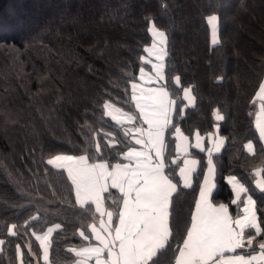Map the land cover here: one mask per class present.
<instances>
[{"label": "trees", "instance_id": "obj_1", "mask_svg": "<svg viewBox=\"0 0 264 264\" xmlns=\"http://www.w3.org/2000/svg\"><path fill=\"white\" fill-rule=\"evenodd\" d=\"M210 15L218 17L216 43ZM153 24L167 37L161 85L174 107L164 161L178 183L172 237L154 259L157 264L175 261L208 168L213 133L224 143L212 154L211 200L236 215L226 180L236 175L257 200L264 228V195L251 176L253 169L264 167V140L255 125L256 93L264 80V0H0V264H20L21 259L47 264L36 235L56 224L61 229L49 237L50 264L75 262L69 249L90 242L93 205H78L65 170L47 160L68 154L88 156L90 162L125 161L121 153L135 146L125 129L135 125L118 123L104 105L130 113L140 124L131 84L139 80L141 68L152 72L141 57L151 44ZM186 88L191 105L184 99ZM217 110L223 120L215 119ZM173 125L188 136L189 156L198 162L190 187L181 181L182 161L173 162L178 156ZM197 132L205 136L204 151L192 145ZM249 141L255 154L245 147ZM104 200L114 209L121 196L109 189ZM256 239L264 241V234Z\"/></svg>", "mask_w": 264, "mask_h": 264}, {"label": "snow or ice", "instance_id": "obj_2", "mask_svg": "<svg viewBox=\"0 0 264 264\" xmlns=\"http://www.w3.org/2000/svg\"><path fill=\"white\" fill-rule=\"evenodd\" d=\"M217 20L216 15H210L207 18L212 29L213 43H216ZM149 31L156 40L152 47L146 48L145 51L149 55L155 54L157 61H161V63L153 64V68L156 79L163 80L162 61L167 55L165 51L167 37L164 31L155 27V24ZM140 73V78L143 80L145 77L143 68L140 69ZM175 80L177 84L180 83L179 76ZM131 89V99L135 102L139 116L147 128L125 129V136H131L134 144L140 146L139 148L128 146L127 151L121 153L123 160L127 163L110 164L106 160L90 162V157L85 155H54L47 160L48 165L67 169L68 177L75 187L77 203L82 206L94 204L95 213L100 217L99 227L96 223L88 225L98 244L90 243L80 249H69L79 257L76 264H90L92 260L95 264H157L154 258L169 244L172 237L171 209L173 194L177 192L178 183L174 182L165 170L164 151L165 131L169 125H172L169 108L174 102L168 99L169 94L164 87L149 90L147 95L144 88L135 82L131 84ZM137 90L140 95H137ZM189 92L190 89H184L185 99L192 100L193 97L189 95ZM256 95L264 99V80L259 81ZM104 107L106 115L112 116L118 123L127 121L128 124H132L136 120L135 116L120 109H116L118 114H114L110 110L112 106L107 103ZM215 119L217 121L224 119L218 110L215 113ZM173 127H175L174 135L179 141L177 149L188 153V137L184 136L179 127L175 125ZM257 128L260 139L264 140V124H257ZM211 138L213 147L207 149V153L209 171L214 174L215 163L212 154L220 150L224 140L215 139L214 133ZM195 147L204 151L203 137L199 132L196 133ZM245 147L250 153L255 154L252 141H249ZM97 151H99V145H97ZM184 163L185 166L180 169L179 174L183 186L190 187L192 173L198 162H194L192 167H187L188 159L186 158ZM251 176L255 188L264 195V167L253 169ZM227 182L235 195L231 203L242 202L243 214L233 218L229 214L228 206L213 204L208 193L201 192L195 202V211L191 214V226L187 229L186 238L183 239L182 246L177 248L175 264H264V241L258 244L257 252L254 248L256 236L245 238V230L248 228L254 229L257 236L264 234V228L261 227L258 217L260 209L257 206V200L236 175L228 177ZM109 189L119 191L122 206L119 223L114 233L117 239L105 244L106 238L101 228H106L109 234L113 235L112 212L105 207L103 199ZM54 229H61V225L56 224L48 228L43 235L33 233L40 241L43 259L46 262L49 258L47 241ZM9 231L12 235H16L11 229ZM79 235L88 240L83 230L79 232ZM2 243L3 241H0V244ZM113 247L117 249L114 254ZM245 248L252 251L248 254H236L238 249ZM28 251H32L30 245ZM17 252L23 255L19 245H17ZM20 264H24L22 259Z\"/></svg>", "mask_w": 264, "mask_h": 264}, {"label": "rangeland", "instance_id": "obj_3", "mask_svg": "<svg viewBox=\"0 0 264 264\" xmlns=\"http://www.w3.org/2000/svg\"><path fill=\"white\" fill-rule=\"evenodd\" d=\"M210 26V25H209ZM210 29H211V26H210ZM155 40H156V38L155 37H153L152 38V41H151V44L150 45H148L146 48H151L152 47V45H153V43L155 42ZM211 41H212V43H213V37H212V29H211ZM216 41H218V36H217V31H216ZM145 48V49H146ZM165 51H166V46H165ZM143 57H145V59H144V61H146L147 63H149L152 67H151V71L152 72H148L147 70H144V73H145V77H144V79L143 80H141V78L139 77V80L138 81H136L135 83H137L138 85H140V86H142L143 88H144V90H145V95H147L148 94V91L149 90H155V89H158V88H160V87H164L163 85H161V81L162 80H157L156 79V74H155V69L153 68V64H156V63H161V61H157V59H156V55L155 54H153V55H149L148 54V52H146L145 51V55L143 56ZM164 58H165V56H164ZM162 63H164V59H163V61H162ZM141 74V73H140ZM163 74V73H162ZM151 77V80L149 81V78ZM137 95H140V92H139V90H137ZM168 99H170L171 101H173L174 102V100L168 95ZM258 101H259V112L257 113V116H256V118H255V123H256V126H257V124H264V99H261L260 97H258ZM258 101L256 102L257 103V105H258ZM147 102V101H146ZM110 105V104H109ZM256 105V104H255ZM112 106V105H111ZM136 107V106H135ZM173 107H174V104L173 105H171L170 106V108H169V117H170V119H171V116H172V113H173ZM117 108L116 107H114V106H112V108L110 109V110H116ZM137 109V108H136ZM137 111L139 112V110L137 109ZM118 114V113H117ZM138 118H139V120H140V124L139 125H137L136 123H134V121H133V123H132V125L134 126L135 125V127H144V128H147V125L146 124H143V122H142V119L140 118V116H138ZM127 121H125L124 122V124H128V123H126ZM142 123V124H141ZM258 129V128H257ZM175 133V129H174V132H173V134ZM135 147H137V148H139L140 146H138V145H135ZM179 151V150H178ZM180 153H184V152H182V151H179ZM60 155H68V154H60ZM182 155V154H181ZM181 155H179V156H176V157H173V162L174 161H176V160H181L182 162H183V156H181ZM74 156V155H73ZM52 158V157H51ZM50 159V158H49ZM52 166H54V167H56L55 165H52ZM65 170V172H66V174H67V169H64ZM67 176H68V174H67ZM69 178V177H68ZM70 180V179H69ZM71 181V180H70ZM215 183V182H214ZM71 184H72V182H71ZM212 184V183H211ZM230 185V184H229ZM72 187H73V190H74V194H75V187H74V185L72 184ZM230 187H231V185H230ZM215 189V188H214ZM232 189V188H231ZM232 193H233V191H232ZM75 198H76V196H75ZM235 198V195H234V193H233V197H232V200ZM242 199H243V197H242ZM79 205V204H78ZM221 205H223V204H221ZM236 205H237V214L236 215H234V216H232L230 213V215L233 217V218H236L238 215H242L243 213H242V209H243V203L242 202H237L236 203ZM225 206V205H224ZM48 230V229H47ZM47 230L44 232V233H46L47 232ZM44 233H42V234H38V235H43ZM248 236H257L256 235V233H255V230L254 229H252V228H248V229H246L245 230V238L247 239L248 238ZM50 237V236H49ZM262 240H259V239H255L254 240V248H255V250L258 252V244L261 242ZM40 242V241H39ZM90 243H92L91 241L87 244V245H89ZM48 244H49V239H48V241H47V246H48ZM80 248H83V246L82 247H79L78 249H80ZM77 249V248H76ZM43 250V249H42ZM250 251H252L251 249H248V248H245V249H243V250H237V252H236V254H248ZM42 256H43V251H42ZM77 257V256H76ZM43 258V257H42ZM78 258V257H77ZM73 263H75V262H73ZM47 264H50L49 263V261H47ZM72 264V263H71ZM90 264H95V261L93 260V261H91L90 262Z\"/></svg>", "mask_w": 264, "mask_h": 264}, {"label": "crops", "instance_id": "obj_4", "mask_svg": "<svg viewBox=\"0 0 264 264\" xmlns=\"http://www.w3.org/2000/svg\"><path fill=\"white\" fill-rule=\"evenodd\" d=\"M189 95H190V92H189ZM191 96V95H190ZM192 97V96H191ZM184 99H185V93H184ZM186 100V103H187V105H191L192 104V102H193V99L192 100H188V99H185ZM113 112H114V114H117L116 113V111H114V110H112ZM112 117V116H111ZM127 123V122H126ZM142 124V123H141ZM255 125H256V123H255ZM139 127V126H138ZM257 127V126H256ZM182 132V131H181ZM183 133V132H182ZM184 134V133H183ZM175 136V135H174ZM184 136H186V137H188L187 135H185L184 134ZM203 137V147H205V136H202ZM210 138H211V136L209 137V139H208V141H209V146H208V148H212L213 147V142H212V138H211V142H210ZM216 139V138H215ZM179 143V141L177 140V138H176V136H175V150H176V154L179 156V155H181V156H183V162H182V165H181V168L182 167H184L185 166V159L187 158L188 159V165H187V167H192L193 166V163L194 162H197V160L195 159V158H193V157H191V156H189V152H190V147H191V143H190V139L188 138V140H187V146H188V153H180L179 151H178V149H177V144ZM195 143H196V134L194 135V137H193V140H192V145L195 147ZM196 148V147H195ZM197 149H199V148H197ZM201 150V149H200ZM97 162V161H96ZM121 163H127V161H123V162H121ZM115 164V163H114ZM196 167H197V163H196V165H195V169H196ZM180 168V169H181ZM231 175H229V176H227V178L228 177H230ZM213 177H214V174L213 173H211L210 171H209V164H208V168L206 169V171H205V175H204V179H203V181H202V183H201V185H200V187H199V190H198V192H197V197H196V200H195V202H197V200H198V198H199V194L201 193V192H207L208 193V195H209V197H210V199H211V196H212V192L214 191V188H215V183H214V179H213ZM227 178H226V180H227ZM212 183V184H211ZM116 190V192L118 193V194H120L119 193V191L117 190V189H115ZM120 196H121V194H120ZM104 199V198H103ZM211 202L213 203V204H215V205H221V204H216V203H214L212 200H211ZM80 205V204H79ZM93 205V207H94V210H95V205L94 204H92ZM104 205H105V207L108 209V210H110L111 212H112V218H111V220H112V228H111V232L113 233V235H111V234H109V231L106 229V228H101V231L103 232V235H104V237L106 238L105 239V241H104V243L105 244H108V243H111L112 241H115L116 239H117V237L114 235V233L116 232V226H118V223H119V219H120V207L122 206V197H121V201H120V204H119V206L116 208H114V209H112V208H108V206L105 204V200H104ZM195 211V204H194V207H193V211H192V213ZM105 219H106V217H105ZM99 220H100V217H99V215L96 213V217H95V219L91 222V224H93V223H96L97 224V227H99ZM90 224V225H91ZM190 226H191V221H190ZM190 226H189V228H190ZM89 232H90V238H91V244H93V245H95V244H98V241H96L95 240V237H94V235L91 233V230H90V228H89ZM185 238H186V236H185ZM86 246H88V245H85V246H83V247H86ZM180 246H182V244L180 245ZM117 247H118V245H117ZM78 249V248H77ZM115 251H117V249L115 248V247H113V249H112V252H113V254L115 253ZM177 255H178V252H177ZM176 255V256H177ZM225 255H229V253H225ZM43 257V256H42ZM105 258H106V255H105ZM79 259V257L77 258V260ZM176 259V258H175ZM44 260V259H43ZM76 260V261H77ZM45 261V260H44ZM76 261H75V263H72V264H76ZM93 261V260H92ZM91 262V261H90ZM173 264H175V261H174V263Z\"/></svg>", "mask_w": 264, "mask_h": 264}]
</instances>
